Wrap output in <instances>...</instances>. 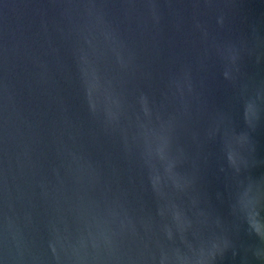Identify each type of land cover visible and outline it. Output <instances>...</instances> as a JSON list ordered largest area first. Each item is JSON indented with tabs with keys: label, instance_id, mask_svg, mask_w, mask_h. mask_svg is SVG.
Listing matches in <instances>:
<instances>
[{
	"label": "water",
	"instance_id": "obj_1",
	"mask_svg": "<svg viewBox=\"0 0 264 264\" xmlns=\"http://www.w3.org/2000/svg\"><path fill=\"white\" fill-rule=\"evenodd\" d=\"M0 264H264V0H0Z\"/></svg>",
	"mask_w": 264,
	"mask_h": 264
}]
</instances>
